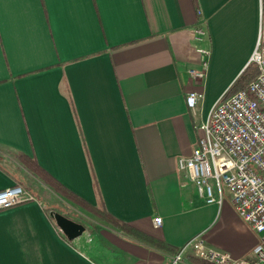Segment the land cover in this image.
<instances>
[{
    "label": "crops",
    "instance_id": "crops-1",
    "mask_svg": "<svg viewBox=\"0 0 264 264\" xmlns=\"http://www.w3.org/2000/svg\"><path fill=\"white\" fill-rule=\"evenodd\" d=\"M257 31L258 0H0V190L26 178L47 197L0 211V264H171L194 237L252 261L260 236L229 197L205 204L177 161L248 66ZM199 49L210 57L196 83L188 70L199 67ZM22 156L176 251L59 195ZM53 213L83 233L69 238ZM190 253L183 264H202Z\"/></svg>",
    "mask_w": 264,
    "mask_h": 264
},
{
    "label": "built area",
    "instance_id": "built-area-1",
    "mask_svg": "<svg viewBox=\"0 0 264 264\" xmlns=\"http://www.w3.org/2000/svg\"><path fill=\"white\" fill-rule=\"evenodd\" d=\"M193 33L197 40L206 36L202 27ZM198 54L199 67L188 70V75L201 83L209 68L210 51L199 49ZM249 64L256 66V77L215 102L200 126L196 147L177 164L205 204L220 206L226 194L240 219L260 236L252 250L253 260L234 259L194 237L173 255L171 264H183L188 251L209 264H264V0H258V31ZM198 98L191 92L188 106L194 108ZM32 201H37L36 196L21 184L0 190V211ZM160 224L161 218L156 217L155 225Z\"/></svg>",
    "mask_w": 264,
    "mask_h": 264
},
{
    "label": "trees",
    "instance_id": "trees-1",
    "mask_svg": "<svg viewBox=\"0 0 264 264\" xmlns=\"http://www.w3.org/2000/svg\"><path fill=\"white\" fill-rule=\"evenodd\" d=\"M256 75H257L256 66L254 64H249L243 70V72L238 76V78L235 80V82L232 84V86L228 89V91L223 95V98L227 97L228 95L233 94L234 92L243 88L248 82L253 80L256 77ZM22 157L24 159V163L27 166V168L37 178H39L43 183H45L47 186L52 188L59 195L69 199L70 201H72L74 203L81 205L82 207H84L85 209H87L89 211H92V213L103 218L104 220L111 222L112 224H114L116 227H118L122 231L126 232L127 234L136 236L137 238L145 240V241H147L153 245H156L159 248H166L167 247L172 251H176L177 248L165 246L162 242H159L158 240H156V239H154V238H152V237H150V236H148V235H146L140 231L135 230L130 225H128V224H126L120 220H117L116 218L111 216L107 211H105L103 206L101 208H95V207L91 206L90 204L83 201L82 199H80L79 197H77L76 195L71 193L69 190H67L63 185H61L59 182H57L54 178H52V176L49 175L40 166H38V164L35 161L29 159L26 156H22ZM195 261L202 263V264H209V263H206V262L201 261V260L200 261L195 260Z\"/></svg>",
    "mask_w": 264,
    "mask_h": 264
},
{
    "label": "water",
    "instance_id": "water-1",
    "mask_svg": "<svg viewBox=\"0 0 264 264\" xmlns=\"http://www.w3.org/2000/svg\"><path fill=\"white\" fill-rule=\"evenodd\" d=\"M52 215L56 220L57 224L65 231L66 235L69 238H73L74 236L83 233V226L73 223L61 214L53 213Z\"/></svg>",
    "mask_w": 264,
    "mask_h": 264
},
{
    "label": "rangeland",
    "instance_id": "rangeland-1",
    "mask_svg": "<svg viewBox=\"0 0 264 264\" xmlns=\"http://www.w3.org/2000/svg\"><path fill=\"white\" fill-rule=\"evenodd\" d=\"M226 81H227V74L224 75V76H221V78L217 79L216 82L213 83V90L223 87L225 85ZM204 93H205V88H204ZM212 106H211V108H212ZM22 181L23 182H21L20 184L23 185L24 187L30 189L33 192L34 196H37L36 193H38L39 196H45L44 190L40 189L39 185L37 183H35L34 181H30V180H28L26 178H23ZM224 198L225 199L227 198L226 194L224 195ZM47 202H48V199H47ZM49 202H51V201H49Z\"/></svg>",
    "mask_w": 264,
    "mask_h": 264
}]
</instances>
